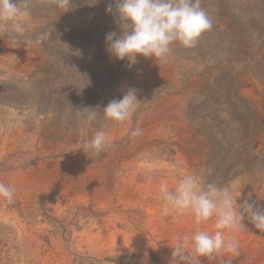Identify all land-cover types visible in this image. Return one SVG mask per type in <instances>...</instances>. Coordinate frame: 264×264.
Instances as JSON below:
<instances>
[{
  "label": "rangeland",
  "instance_id": "obj_1",
  "mask_svg": "<svg viewBox=\"0 0 264 264\" xmlns=\"http://www.w3.org/2000/svg\"><path fill=\"white\" fill-rule=\"evenodd\" d=\"M110 4L74 0L73 9L59 16L50 15L51 0H33L26 36L46 38L28 47L10 48L7 29L0 26V128L7 131L0 144V181L10 185L9 174L21 171L31 178L42 170L36 165L41 160L8 164L10 137L18 150L29 140L37 148L47 129L56 148L67 150L104 125L109 137L123 129L104 120L102 109L110 101L135 89L142 103L130 126H139L142 135L135 141L128 128L98 157L107 159L113 148L128 154L100 166L114 181L108 207L99 210L92 197L62 198V186H51L52 175L31 178L15 187L13 203L0 200V264H172L171 234L191 232L194 224L150 211L160 210L159 183L171 187L186 171L180 155L191 159V172H202L206 182L229 186L237 204L248 200L264 210V0H202L213 28L196 47L174 44L167 62L137 56L133 65L107 51L106 35L121 31L115 6L106 11ZM109 221L124 235L110 234ZM244 224L238 255L200 258L201 264H264V233L247 219ZM204 227L211 231V222Z\"/></svg>",
  "mask_w": 264,
  "mask_h": 264
},
{
  "label": "clouds",
  "instance_id": "obj_2",
  "mask_svg": "<svg viewBox=\"0 0 264 264\" xmlns=\"http://www.w3.org/2000/svg\"><path fill=\"white\" fill-rule=\"evenodd\" d=\"M92 3L98 0H91ZM202 0H112L106 11L113 12L120 34L110 32L105 41L108 53L118 61L136 63L137 56L153 57L167 62L174 44L191 49L213 28V21L201 6ZM33 0H0V26L7 29L10 48L41 44L46 35L33 40L26 36V25L32 19ZM50 15L68 13L74 0H51ZM141 102L136 90L130 89L121 99L110 101L102 109L104 120L114 127L130 128V138L142 135V129L131 128ZM106 125L85 140L82 149L89 155H99L110 147ZM161 218L181 223L191 219L194 228L174 238L172 264H201L200 258L239 254L238 233L246 230L247 219L264 233V210L245 200L237 204V196L229 186L206 182L204 174L185 171L170 187L166 181L158 185ZM241 193L239 194V196ZM16 199L14 186L0 181V200L11 204ZM211 222L212 230L204 226Z\"/></svg>",
  "mask_w": 264,
  "mask_h": 264
},
{
  "label": "bare ground",
  "instance_id": "obj_3",
  "mask_svg": "<svg viewBox=\"0 0 264 264\" xmlns=\"http://www.w3.org/2000/svg\"><path fill=\"white\" fill-rule=\"evenodd\" d=\"M34 63V62H33ZM154 63V62H153ZM30 65V64H28ZM153 70V68L150 69V72ZM190 74V73H189ZM150 75V74H149ZM194 77V76H193ZM150 78V76H149ZM198 78V77H196ZM195 79V78H194ZM194 79H191V81H195ZM154 81V80H153ZM152 82V81H151ZM199 83V82H198ZM205 83V82H204ZM193 84V83H192ZM149 85V84H148ZM193 86V85H192ZM191 87V86H190ZM195 88V87H194ZM196 91V89L194 90ZM186 92V90H185ZM193 92V91H191ZM187 97V96H186ZM191 97V95H190ZM186 99V98H185ZM249 99H251L249 97ZM185 103V102H184ZM176 104V103H175ZM175 107V106H174ZM163 109V108H162ZM177 116L180 120V127L182 129L185 128L181 122L182 116L180 113L179 107L177 108ZM148 113V112H147ZM184 114V113H183ZM158 116V115H157ZM185 119V118H184ZM176 120V119H175ZM162 122V121H161ZM133 125V124H132ZM18 127V126H17ZM20 127V126H19ZM189 127V126H188ZM187 127V128H188ZM132 128V127H131ZM176 128V127H175ZM18 129V128H16ZM15 129V130H16ZM21 130V129H20ZM128 128L123 127V129L118 132L115 135H112L110 137V140L118 141V139L124 137L127 133ZM188 130V129H187ZM12 131V129L10 130ZM38 131V129H37ZM19 132V131H18ZM178 132V131H177ZM190 132V131H189ZM195 132V131H194ZM129 133V132H128ZM175 133V132H174ZM192 133V132H191ZM17 134V132H16ZM40 134V133H39ZM180 134V133H179ZM7 135V131L5 128H0V144L5 142V136ZM43 135V134H42ZM47 135V136H45ZM48 130H44V137L42 140H40V145L36 148L35 147V141H27V146L22 148L23 150L16 149V146L14 145V142L12 138L10 137L9 142H11V148L9 149V154L6 156V160L8 157H11V159L8 161V164H13L14 167H17L18 165H26L34 163L37 160H41V162H37L36 165L39 167H42L41 171L37 173L36 175H33L31 178L32 180H39L41 179L45 174L52 175L53 177V183L51 184L52 187L58 188L59 186H62V190L60 191V195L62 198H71L78 196V201L83 202L88 197H92L94 199V202L98 205L99 210L104 211L107 206V200L110 192V185L114 181L109 177V174H107V170L102 172L100 166L106 163H109L112 165V158H119L120 156H124L126 153L125 149H119V148H113L109 154L107 155V159H101L98 158L100 155L105 151H102L99 155H89L85 153L82 149L83 145V139L78 140L75 145V147L71 146L68 147L67 150L69 154L73 155L72 162L71 160H68L69 156L66 154L67 150H63L61 147H57L58 142L52 143L53 139L48 136ZM86 135V134H85ZM88 135V134H87ZM176 135V134H175ZM184 135V134H183ZM189 135V134H188ZM16 136V135H13ZM186 136V135H185ZM184 136V137H185ZM55 137V136H54ZM57 137V136H56ZM126 137V136H125ZM74 138V137H73ZM161 138V137H160ZM159 138V139H160ZM167 138V137H166ZM177 138V137H176ZM202 138V137H201ZM164 139V138H163ZM197 139V138H196ZM22 140V139H21ZM35 140V139H34ZM68 140V139H67ZM72 140V139H70ZM87 140V138H85ZM123 140V139H122ZM130 140V139H129ZM135 140V139H134ZM149 140V139H148ZM152 140V139H151ZM202 140V139H200ZM199 140V141H200ZM15 141V140H14ZM136 141V140H135ZM167 141V140H166ZM170 141V140H169ZM147 142V140H145ZM144 142V143H145ZM150 142V140H149ZM161 142V141H160ZM181 142V141H180ZM60 143V142H59ZM131 143V142H130ZM184 143V142H183ZM10 144V143H8ZM16 144V143H15ZM135 144V143H134ZM153 145H157V143H151ZM141 145V144H140ZM139 145V146H140ZM203 145V144H202ZM68 146V145H67ZM173 146V145H172ZM191 146V145H189ZM200 146V145H199ZM205 147V145H203ZM15 147V149L13 148ZM144 147V146H143ZM147 147V146H146ZM158 147V146H157ZM168 147V146H167ZM164 148V147H163ZM162 148V149H163ZM172 148V147H171ZM187 148V147H186ZM129 149V148H128ZM130 149H133L132 146ZM145 149V148H144ZM52 150V151H51ZM191 150V149H190ZM18 151H21V153L17 154ZM66 151V152H65ZM172 151V150H171ZM128 152V151H127ZM205 153V152H204ZM207 153V152H206ZM4 154V153H3ZM127 154V153H126ZM182 154V153H181ZM52 155H55L57 159H52ZM64 155L66 157H64ZM128 155V154H127ZM51 156L50 159L47 160V157ZM68 156V157H67ZM167 156V155H166ZM178 156V154H177ZM199 156V155H198ZM4 159V157H2ZM205 158V157H204ZM72 159V158H71ZM181 160V162L184 164L183 167H185L186 171H192V162L191 159L186 155H180L178 158ZM85 162V163H83ZM131 163V162H130ZM8 164H5V168L9 167ZM195 164V163H194ZM206 164V163H205ZM110 165V166H111ZM33 166V165H32ZM35 166V165H34ZM109 166V168H110ZM130 166V165H128ZM127 166V167H128ZM198 166V165H197ZM202 166V165H201ZM200 166V167H201ZM13 167V169H14ZM4 168V169H5ZM30 168V167H29ZM28 168V169H29ZM106 168V167H105ZM130 168V167H129ZM3 169V168H2ZM111 169V168H110ZM163 170V169H162ZM27 171V170H26ZM110 171V170H109ZM160 171V170H159ZM147 172V171H146ZM10 173V172H9ZM109 173V172H108ZM181 173V172H180ZM7 172L4 174L6 175ZM29 175V174H28ZM26 175L24 172L17 171L16 173L9 174L7 177H12V182H10L11 186H18L20 184L26 185L31 180L30 176ZM66 175V176H64ZM151 175V173H149ZM125 177V176H124ZM5 178V177H4ZM7 178V180H8ZM118 181V180H117ZM6 182V181H5ZM31 182V181H30ZM35 182V181H34ZM51 182V181H50ZM32 184V183H31ZM27 187V186H26ZM115 188V187H114ZM124 188V187H123ZM16 189V188H15ZM18 190V189H17ZM121 190V189H120ZM57 191V190H56ZM59 191V190H58ZM74 192L73 196H70L71 193ZM112 193V192H111ZM113 196V193H112ZM111 196V197H112ZM19 198V197H18ZM112 199V198H111ZM78 204V203H77ZM117 204V203H116ZM121 204V203H120ZM152 205V204H151ZM110 206V205H109ZM113 208V207H112ZM99 212V211H98ZM114 213V212H113ZM104 214V213H103ZM123 216L126 215L124 212H121ZM151 216L160 217L159 213H151ZM129 215V214H128ZM144 217V216H143ZM127 219V218H126ZM111 220V219H110ZM110 226L107 227V229L111 232L110 234H113V231L119 232L112 224L111 221H109ZM183 224H189L192 225L191 219H185L183 221ZM112 225V226H111ZM209 225V224H208ZM129 226V225H128ZM131 226V225H130ZM132 228H136L134 224H132ZM90 229V228H89ZM93 229V228H91ZM90 229V230H91ZM140 231V230H138ZM121 235H124V233L119 232ZM144 234V233H143ZM138 235V234H137ZM142 235V234H141ZM147 235V234H146ZM149 235V234H148ZM92 236V235H91ZM119 238V235H117ZM127 236V235H126ZM123 237V236H121ZM164 238V237H163ZM151 239V238H150ZM169 245L172 246L174 243V236L171 234ZM142 240V239H141ZM171 253V252H170ZM172 254V253H171Z\"/></svg>",
  "mask_w": 264,
  "mask_h": 264
}]
</instances>
